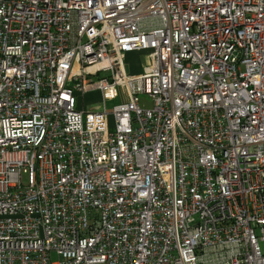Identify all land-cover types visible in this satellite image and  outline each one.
Returning <instances> with one entry per match:
<instances>
[{
  "label": "built area",
  "instance_id": "obj_1",
  "mask_svg": "<svg viewBox=\"0 0 264 264\" xmlns=\"http://www.w3.org/2000/svg\"><path fill=\"white\" fill-rule=\"evenodd\" d=\"M260 242L264 0H0V264H264Z\"/></svg>",
  "mask_w": 264,
  "mask_h": 264
},
{
  "label": "rangeland",
  "instance_id": "obj_2",
  "mask_svg": "<svg viewBox=\"0 0 264 264\" xmlns=\"http://www.w3.org/2000/svg\"><path fill=\"white\" fill-rule=\"evenodd\" d=\"M143 53L129 54L126 58L127 72L131 74L141 73V66L143 64ZM129 67V68H128ZM119 100L102 103V99L98 93H90L79 98V108H83L86 112H92L97 107L102 109L103 105L107 111H111V108L118 104ZM141 105L145 107H150L151 102L148 98L140 97ZM260 249L264 253V243L260 242Z\"/></svg>",
  "mask_w": 264,
  "mask_h": 264
}]
</instances>
